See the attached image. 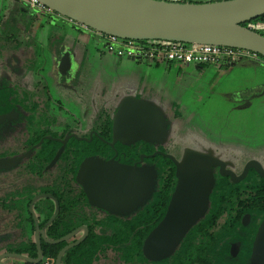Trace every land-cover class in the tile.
Segmentation results:
<instances>
[{
  "label": "flooded vegetation",
  "instance_id": "1",
  "mask_svg": "<svg viewBox=\"0 0 264 264\" xmlns=\"http://www.w3.org/2000/svg\"><path fill=\"white\" fill-rule=\"evenodd\" d=\"M59 19L67 20L54 13L36 12L17 0H0V256L13 254L36 259L35 222L29 207L34 197L41 196L34 203L33 211L39 229L45 234L44 239L40 235L42 261L50 259L53 264L62 249L84 235L82 227L88 230L84 241L88 238L90 229L81 224L82 221L129 222L143 214L146 206L153 203L159 185L161 168L157 157L172 163L175 176V165L166 156L176 161L185 156V151L181 152L176 144L173 145L179 138V132L175 131L180 116L178 108L175 103L164 101V96L158 95L153 88L145 92L146 99L142 100L158 101L166 134L165 138L160 136L152 142L113 135V124L122 102L131 96L140 99L141 87L131 90L124 77V89L118 93L121 96L112 104L101 99L98 107L95 102L86 107L81 115L85 122L76 117L82 109H66L62 103L65 93L78 96L92 78L88 77L91 68L83 74L79 69L85 61L83 52L92 41L99 42V39L93 31L69 20L70 27H62ZM85 31L87 35L83 34ZM100 51L106 53L101 43ZM154 153L158 154L148 157ZM142 156L145 157L140 162ZM110 160L121 166H135L138 169L136 186L112 193L108 210L89 204L63 207L57 197L64 198L67 190L74 191L72 198H77L80 192L84 194L86 174L82 165L88 161ZM227 170L239 175L242 169L235 172L228 166ZM212 172L213 176L219 174L217 168ZM54 200L58 204V213L50 222L56 211ZM263 218L247 214L240 218L234 233L226 236L225 243L218 249L223 256L222 262L208 263L205 256H201L192 264H251L252 244ZM56 220L66 231L61 238L75 231L78 233L65 242L50 245L46 240L55 241L49 235ZM222 227L216 228L217 231ZM206 228L204 225L199 227V234ZM82 243L68 249L61 264H67L63 259L66 253ZM57 245L62 246L56 257H46ZM205 251L203 249V254ZM168 257L148 264H168ZM0 264L33 263L5 259ZM95 264L120 263L110 248Z\"/></svg>",
  "mask_w": 264,
  "mask_h": 264
},
{
  "label": "water",
  "instance_id": "2",
  "mask_svg": "<svg viewBox=\"0 0 264 264\" xmlns=\"http://www.w3.org/2000/svg\"><path fill=\"white\" fill-rule=\"evenodd\" d=\"M37 1L52 13L74 24L120 39L218 45L264 57V37L249 27H242V24L264 15V0H222L205 4L159 0ZM122 103L113 124L114 136L127 135L136 140L152 142L159 127L163 128L164 133L166 124L159 125L163 112L158 108L157 102L151 103L131 96ZM156 154L158 153L148 157ZM144 157L140 158V162ZM166 157L175 165L176 185L163 219L144 241L142 252L149 261L170 256L186 233L205 216L214 186L213 169L217 168L221 177L229 178L234 184L244 180L250 170L264 179L263 165L256 160L246 161L241 173L236 175L227 170V163L210 153L186 150L181 161H176L171 156ZM82 166L86 174L83 192L88 204L98 209L108 210L112 193L137 184L138 169L135 166H121L114 160L88 161ZM40 198L42 197H34L29 207L35 222L36 259L29 260L26 256L8 254L0 256V261L16 259L33 264L42 261L40 235L44 239L45 234L39 229L33 211L34 203ZM55 204L56 211L50 222L58 213L56 201ZM82 230L84 235L80 239L60 251L56 264H61L68 249L84 241L88 230L86 227H82ZM77 233L75 231L58 240L46 242L50 245L60 244ZM251 264H264V218L252 244Z\"/></svg>",
  "mask_w": 264,
  "mask_h": 264
},
{
  "label": "rangeland",
  "instance_id": "3",
  "mask_svg": "<svg viewBox=\"0 0 264 264\" xmlns=\"http://www.w3.org/2000/svg\"><path fill=\"white\" fill-rule=\"evenodd\" d=\"M179 1L205 4L222 0ZM59 22L65 28L71 25L68 20L59 19ZM83 34L88 33L85 31ZM100 52V43L92 41L82 54L85 61L79 69L83 74L91 68L92 73L88 77L92 78L88 86L78 96H69L66 92L62 98L67 110L76 107L82 109L76 117L83 122L81 115L86 107L93 102L98 107L101 99L112 104L116 97L121 96L119 91L124 89V73L120 65L127 59ZM142 63L148 62L142 60ZM171 69L162 79L145 77L139 97L142 100L152 86L158 95L164 96V101L175 103L180 115L175 128L179 138L173 145L176 144L181 152L193 150L210 153L235 172L249 160L262 163L264 168V65L242 59L231 66L191 64L181 67L174 65ZM90 112L91 109L87 116ZM163 123L164 115L159 125ZM162 131L163 128L159 127L153 140L160 136L165 138L166 132Z\"/></svg>",
  "mask_w": 264,
  "mask_h": 264
},
{
  "label": "trees",
  "instance_id": "4",
  "mask_svg": "<svg viewBox=\"0 0 264 264\" xmlns=\"http://www.w3.org/2000/svg\"><path fill=\"white\" fill-rule=\"evenodd\" d=\"M160 1V0H159ZM171 2V0H165ZM180 3H186L181 2ZM255 33L264 37V15L250 22L242 24ZM155 160V159H154ZM161 173L159 185L153 195V203L146 206L143 214L129 222H84L90 229L88 238L78 247L69 250L63 258L67 264H95L100 256L113 248V252L120 264H148L142 252L145 239L150 232L160 223L175 188L174 167L172 163L161 157ZM68 177V175L66 176ZM214 186L209 197V206L205 216L194 225L183 237L175 251L168 257V264H192L205 256L207 262H222L223 256L218 251L226 236L234 233L239 225L240 218L244 215L264 216V179L255 172L250 171L244 180L238 184L230 182L228 178L215 174ZM74 178V173L71 179ZM74 191L67 190L64 198L57 197L63 207L75 204L88 205L82 192L77 198H72ZM159 222V223H158ZM207 228L199 234V227ZM223 226L217 231L216 228ZM100 233H96V231ZM111 230V231H110ZM66 231L62 230V223L54 221L50 229V239L61 238ZM62 245L54 246L46 257H56ZM203 249H206L203 254ZM201 252V253H200ZM153 264V263H151Z\"/></svg>",
  "mask_w": 264,
  "mask_h": 264
},
{
  "label": "built area",
  "instance_id": "5",
  "mask_svg": "<svg viewBox=\"0 0 264 264\" xmlns=\"http://www.w3.org/2000/svg\"><path fill=\"white\" fill-rule=\"evenodd\" d=\"M36 12L52 13L37 0H17ZM178 3L179 0H171ZM82 27V26H81ZM85 30H89L82 27ZM94 32V31H93ZM105 52L112 53L119 58L145 60L151 65L178 64L189 66H231L242 59H248L264 65V57L249 51L237 48L223 47L209 44H186L180 42L163 41H134L120 39L114 36L94 32ZM40 264H53L50 259Z\"/></svg>",
  "mask_w": 264,
  "mask_h": 264
},
{
  "label": "crops",
  "instance_id": "6",
  "mask_svg": "<svg viewBox=\"0 0 264 264\" xmlns=\"http://www.w3.org/2000/svg\"><path fill=\"white\" fill-rule=\"evenodd\" d=\"M160 1H165V0H160ZM121 63L122 64L120 65L121 66L120 69L123 70L122 73H124V78L128 80V84L131 90H135L136 88L141 87L145 80V77H147L148 79L149 78L162 79V78H165L166 74L170 73V71L172 70L171 68L174 65L181 67V65L174 64V63L165 64V65L163 64L162 65H151L150 63H142V61H139V60L132 61L129 59H127L126 62H121ZM155 72H158L157 77H155ZM150 88L155 89L152 86ZM132 92L134 93V91ZM155 102H158V101L156 100Z\"/></svg>",
  "mask_w": 264,
  "mask_h": 264
}]
</instances>
